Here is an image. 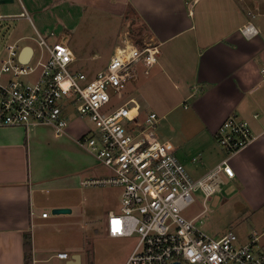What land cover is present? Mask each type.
<instances>
[{
  "label": "built area",
  "instance_id": "built-area-1",
  "mask_svg": "<svg viewBox=\"0 0 264 264\" xmlns=\"http://www.w3.org/2000/svg\"><path fill=\"white\" fill-rule=\"evenodd\" d=\"M19 2L20 13L0 12V23L27 19L33 34L10 41L0 56V127L47 124L60 135L71 108L89 118L93 127L80 142L108 171L81 184L119 190L120 210L108 212L106 232L113 238L139 237L124 264H264V234L253 232L245 242L234 231L212 237L183 214L195 191L203 190L209 199L221 189V173L235 175L228 160L255 140L249 122L230 115L220 124L215 137L228 157L194 179L174 142L157 133L162 118L156 112L144 114L134 97L124 95L140 63L146 72L157 63L159 44L149 39L138 44L127 32L107 65L89 78L72 69L77 57L70 36L50 40L54 34H42ZM55 257L73 259L67 250Z\"/></svg>",
  "mask_w": 264,
  "mask_h": 264
},
{
  "label": "crops",
  "instance_id": "crops-1",
  "mask_svg": "<svg viewBox=\"0 0 264 264\" xmlns=\"http://www.w3.org/2000/svg\"><path fill=\"white\" fill-rule=\"evenodd\" d=\"M29 2H32L30 4L35 9H40L33 0ZM60 2L77 6L80 12L89 11L91 14L107 15V18L122 15L129 17L127 10L131 6V14L136 15L147 26L145 40L159 44L160 53L157 63L149 72L140 63L138 76L131 82L163 76L181 94L179 101L172 104L169 112L177 110L182 103L189 111V118L181 117V128H175L179 124L177 120V123H172V129L181 140L190 141V148L185 153L174 142L177 146L176 154L185 166L191 161L193 164L200 161L197 166L194 164L193 169L187 168L194 179L202 178L228 157L215 137L220 124L230 115H237L249 122L255 140L229 158L235 175L230 177L224 174L236 184L247 208L253 213L263 210L264 79L261 71L264 69V0ZM245 27L252 30L245 32ZM135 88L136 86L127 94L125 92L128 95L126 98L134 97L144 114L156 112L141 93L134 95ZM69 117L70 113L68 119ZM90 122L87 117L73 116L69 119L66 131L60 135L72 136L76 143L85 147L80 140L91 128L88 125ZM39 128H48L56 134L55 128L47 124H34L28 128L0 127V264H26L24 241L25 234L28 233L32 236V264H45L52 259L61 260L55 257L54 252L65 250L47 246L45 232L41 229L48 225L50 218V213L48 217L42 216L47 211V205L53 209L70 205L55 195H46L48 183L45 180L48 179H44L45 175L38 178L34 170L32 162L35 155L32 148L36 146L38 137L32 130ZM86 151L92 154L87 148ZM196 154L201 156L199 161ZM94 159V173L90 176L107 173L106 167L96 157ZM222 183L223 180L220 185ZM199 216L192 219L196 220ZM250 234L251 232L246 238ZM47 252H51V255ZM75 254L80 255L77 263L80 264L82 254L73 253V258ZM64 261L70 264V260Z\"/></svg>",
  "mask_w": 264,
  "mask_h": 264
},
{
  "label": "rangeland",
  "instance_id": "rangeland-1",
  "mask_svg": "<svg viewBox=\"0 0 264 264\" xmlns=\"http://www.w3.org/2000/svg\"><path fill=\"white\" fill-rule=\"evenodd\" d=\"M23 2L36 28L44 35L54 34L50 40H55L60 35L70 36L71 47L77 54V61L72 65V69L85 72L89 78H93L107 65L117 45L124 41L127 32L135 41L130 30L135 26L132 23L133 18H139L131 14L133 10L131 6L127 10L129 17L122 15L107 18V15L91 14L89 11L80 12L79 7L67 2L61 3L60 0H33L40 9L31 6L32 2L29 0ZM21 10L19 0L0 3L2 13L14 14L20 13ZM0 31V56H2L10 41L22 35H32L33 26L27 19H12L0 23ZM134 86H136L134 95L141 93L150 102L152 110L160 117L166 115L157 127L159 136L179 144L181 152L188 151L190 141L181 140L172 129V123H177V120L179 124L175 128L178 126L181 128V117L189 118V111L185 109L183 103L177 110L169 112L172 104L178 102L181 95L176 92L174 85L163 76L141 78L137 83H128L126 94ZM126 94L125 97L128 96ZM69 113V119L73 116L83 118L72 110ZM88 125L93 127L91 122ZM195 128L200 129L199 126ZM32 133L38 137L36 146L32 148V153L35 155L32 165L38 178H41L40 175H45L44 179H48L45 180L48 183L46 195H55L56 198L66 200L70 205L68 207L72 209L69 213L55 214L51 206H46L50 218L47 221L48 225L41 229L45 232L44 240L47 246L65 249L71 255L80 252L82 254L80 264H124L134 250L139 237L132 235L113 238L105 232L108 212L111 209L120 210L119 190L81 184V181L94 173L95 157L87 152L85 147L76 143L72 136H59L48 128L33 129ZM196 142L195 145L198 144V141ZM196 156L199 161L201 156L199 154ZM199 163L200 161L194 162L195 166ZM194 164L191 161L187 164V168L193 169ZM221 179L224 183L220 185V191L209 199H205L203 190L195 191V200L184 209V216L192 219L200 215L196 219L197 225L212 237H219L222 232L234 231L240 241L245 242L250 232L264 233L262 232L264 209L253 213L243 204L236 184L227 179L224 173H221ZM50 184H61V186L55 185L54 188ZM65 184L67 186H62ZM47 254L51 255V252ZM45 264L67 263L64 260L52 259Z\"/></svg>",
  "mask_w": 264,
  "mask_h": 264
},
{
  "label": "trees",
  "instance_id": "trees-1",
  "mask_svg": "<svg viewBox=\"0 0 264 264\" xmlns=\"http://www.w3.org/2000/svg\"><path fill=\"white\" fill-rule=\"evenodd\" d=\"M132 23L135 24V26L132 27L130 30L131 35L134 37L136 43L143 44L144 40L146 39V33L148 30L147 26L137 18H133ZM24 248H25V263L32 264L33 261L32 236L29 233L25 234Z\"/></svg>",
  "mask_w": 264,
  "mask_h": 264
},
{
  "label": "water",
  "instance_id": "water-1",
  "mask_svg": "<svg viewBox=\"0 0 264 264\" xmlns=\"http://www.w3.org/2000/svg\"><path fill=\"white\" fill-rule=\"evenodd\" d=\"M14 0H0V3H7V2H13ZM71 208L69 207H58L53 209V213L60 214V213H69L71 212ZM80 255L75 254L74 258L70 260V264H77L79 263Z\"/></svg>",
  "mask_w": 264,
  "mask_h": 264
}]
</instances>
